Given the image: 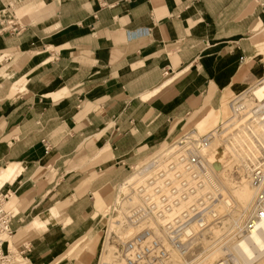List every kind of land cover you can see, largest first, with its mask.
<instances>
[{"label": "crops", "instance_id": "obj_1", "mask_svg": "<svg viewBox=\"0 0 264 264\" xmlns=\"http://www.w3.org/2000/svg\"><path fill=\"white\" fill-rule=\"evenodd\" d=\"M262 49L264 0H0L13 264H94L112 186L264 78Z\"/></svg>", "mask_w": 264, "mask_h": 264}, {"label": "built area", "instance_id": "obj_2", "mask_svg": "<svg viewBox=\"0 0 264 264\" xmlns=\"http://www.w3.org/2000/svg\"><path fill=\"white\" fill-rule=\"evenodd\" d=\"M255 113L264 124V108ZM190 130L139 163L151 160L136 180L125 182V189L118 192L104 213L106 219L116 217L121 227L130 226L129 233L115 247L122 264H152L168 259L171 250L195 263L208 250L202 240L213 238L214 228L219 229L220 238L230 233L224 226L223 214L215 208L220 193L206 188L204 155L196 151L206 143V134L191 136ZM257 143L258 153L250 176L258 189L254 209L242 227L244 233L264 219V144ZM8 199V190L0 186V264H13L18 255L8 245L13 232L11 220L16 214L6 206ZM117 237L119 233L110 229L108 238ZM214 263L225 264V260L220 258Z\"/></svg>", "mask_w": 264, "mask_h": 264}, {"label": "bare ground", "instance_id": "obj_3", "mask_svg": "<svg viewBox=\"0 0 264 264\" xmlns=\"http://www.w3.org/2000/svg\"><path fill=\"white\" fill-rule=\"evenodd\" d=\"M250 94L252 97L248 98V95ZM229 103L231 111L230 115L228 114V117H225L215 127L208 131L202 132L195 126L189 132L191 136H200L206 134V143L196 148V151L204 155V164L206 167V188L209 189L211 193H220V197L215 203V208H217V210L223 214L224 226L226 229L230 230V233H225L224 236L220 238L218 236L219 229L214 228L212 230L213 238L202 240L203 246L205 248L208 247V250H206L205 255L203 257H199L195 263H192V261H188L187 259L180 260V253L176 250H171L168 259L161 261L159 260L152 264H202L216 256V254H219L220 252L222 253L225 249L231 252L234 264H257L264 258V219L259 222L257 227L246 233L242 232V227L245 221L254 209V201L258 189L257 185H255L251 180L250 168L258 153L257 141L264 144V124L259 116L255 113L259 108H264V78L251 87L245 89L244 92L239 94V96L236 98H233V100ZM243 112L245 113L243 114ZM245 116L248 118L247 125L249 128L248 131L245 132L246 137H244V140L246 141L245 147L248 149V152L245 154L246 161L242 158L238 161L244 165V168L248 174L249 187L248 189H240L242 192H239L237 196L229 186L230 178L226 175L224 171L225 167H223L221 163L222 156L225 158V149H223L222 152H219L218 145L222 142V136L226 132L230 131L229 134L233 137H236L240 134L239 127H236V124L242 122ZM174 143L175 142L172 144ZM169 146H171V143ZM225 146H227V149H232L235 152V145L232 146L230 144H225ZM222 153L224 155H222ZM150 162L151 160H148L143 164H139L140 167L138 166L139 168H137V170L131 176H129L127 179L125 178L126 180L124 179L118 185V192L125 189V182H133L136 180L138 175L147 169ZM249 190L250 196L246 197L247 193H249ZM7 202L9 203V206H13V200L10 202V199H8ZM226 215H228L227 218ZM113 224L116 227H121L120 222H118L116 217L111 218L108 225L109 230L113 229ZM125 227L126 228L119 229V231L122 230L121 233L123 234L120 236L123 238L129 233L130 230V226ZM235 234H239V236L235 238ZM104 246H107L103 251L104 253L107 249L112 248V245L108 246L107 244H104ZM104 253H102L101 264H104ZM181 259L184 258L182 257ZM120 261L122 264V259ZM225 264L229 263L225 262Z\"/></svg>", "mask_w": 264, "mask_h": 264}, {"label": "rangeland", "instance_id": "obj_4", "mask_svg": "<svg viewBox=\"0 0 264 264\" xmlns=\"http://www.w3.org/2000/svg\"><path fill=\"white\" fill-rule=\"evenodd\" d=\"M20 13V12H19ZM18 13V14H19ZM262 53H264V49H262L261 51ZM264 55V54H263ZM264 74V73H263ZM263 76V75H262ZM261 76V77H262ZM260 76H258L259 78ZM257 78V79H258ZM255 82V81H254ZM251 85H244V86H231V93L228 92V89L225 92L224 97L221 100V104L219 105V99L217 101L216 104H213V108H215L217 110V120L216 122L210 124V125H205L204 122H200L199 120H201L211 109H209L211 107V105L206 106L203 110H201L199 113H197L192 120L185 126V128H183L177 135H175L173 138H171L168 142H170L173 139L178 138V136L182 135L185 131L190 130L192 127L194 128L196 126L197 129H199L202 132L208 131L211 128L215 127L218 123H220L225 117H228V114L230 115L231 111H230V107H229V102H231L233 100V98H236L237 96H239V94H241L242 92H244L245 89L249 88ZM233 89V90H232ZM241 92V93H240ZM252 97L251 94L248 95V98ZM217 108H216V107ZM219 106V107H218ZM207 109H209L208 111H206ZM206 111V112H205ZM205 112V113H204ZM204 113V114H203ZM245 112H243L244 114ZM203 114V115H202ZM202 115V116H201ZM201 116V117H200ZM247 116V115H246ZM243 119L242 122H239L236 124V127H239L240 130V134L236 137H233L232 135H230V131L226 132L225 134H223L222 136V142L218 145V150L219 152H222L223 149H225V158L224 156H222L221 158V163L222 166L225 167L224 171L226 173V175L230 178L229 180V186L230 188L234 191V193L238 196L240 189L246 188L248 189L249 185H248V174L244 168V165L238 161L244 159L246 161V156L245 154H247L248 149L245 147V143L246 141L244 140V137H246L245 132L248 131V118ZM200 117V118H199ZM199 118V119H198ZM198 119V120H197ZM197 120V121H196ZM199 121V122H198ZM225 142V143H224ZM226 145H235V152L234 150H229V148L227 149ZM164 145V144H163ZM162 145V146H163ZM221 154V153H220ZM222 153V155H224ZM236 154V155H235ZM238 154V155H237ZM236 156V157H235ZM244 156V157H243ZM240 158V159H239ZM237 159V160H235ZM224 163V164H223ZM226 164V165H225ZM137 165V164H136ZM133 165L132 167H130L128 169V172L126 173V175L123 177L124 179L128 178L129 176H131L136 170L137 168H139V165ZM139 166V167H138ZM122 178V179H123ZM125 179V180H126ZM2 181V180H1ZM116 182L113 186H112V197L109 200H106V204L103 206V209L101 210L102 212V216H103V222L101 225V230L98 232V236L100 237V252L98 253V255L96 256V259L94 261V264H101V259H102V253H104V249L107 246H104V244L111 246L112 248L107 249L104 253V264H121V259L117 257L116 253H115V247L116 245H118L120 243V241L123 239V237H121L120 235L123 234L121 233L122 230L119 231L120 228H126V227H116L114 224L112 225L113 229L119 233V237L115 238H108L109 235V229H108V225L110 223V220L112 218V216H110L108 219H106V215H104V213L108 210L109 208V204L116 198V195L118 193V185L121 183ZM124 190V189H123ZM250 196V190L249 193H247L248 197ZM244 198V197H243ZM6 206H9V203L6 202ZM11 207V206H9ZM13 208V207H12ZM228 217V215H226V218ZM228 225V224H227ZM107 242V243H106ZM225 251V252H224ZM224 254H222L221 252L219 254H216V256L212 257L211 259L205 261L202 264H215L214 262L218 259H224L226 263L229 264H234V261L232 260V256H231V252L228 250H224ZM181 256V255H180ZM179 256V258H180ZM16 259H18V255L15 256ZM183 256H181L182 258ZM180 260H185L189 258L183 257L184 259ZM193 263V262H192ZM257 264H264V258L262 260H260Z\"/></svg>", "mask_w": 264, "mask_h": 264}]
</instances>
